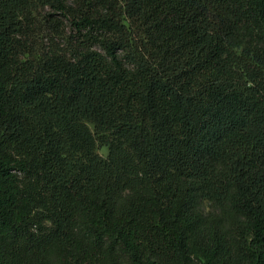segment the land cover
I'll list each match as a JSON object with an SVG mask.
<instances>
[{"label":"trees","instance_id":"obj_1","mask_svg":"<svg viewBox=\"0 0 264 264\" xmlns=\"http://www.w3.org/2000/svg\"><path fill=\"white\" fill-rule=\"evenodd\" d=\"M0 264H264V0H0Z\"/></svg>","mask_w":264,"mask_h":264},{"label":"rangeland","instance_id":"obj_2","mask_svg":"<svg viewBox=\"0 0 264 264\" xmlns=\"http://www.w3.org/2000/svg\"><path fill=\"white\" fill-rule=\"evenodd\" d=\"M98 153H99L101 156H103V157H107V155H108V150H107V148H105V147L99 146V148H98Z\"/></svg>","mask_w":264,"mask_h":264}]
</instances>
